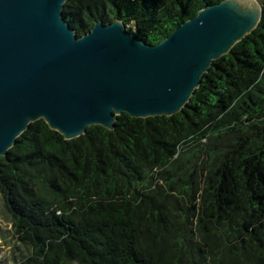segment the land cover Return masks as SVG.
Returning <instances> with one entry per match:
<instances>
[{
  "label": "trees",
  "instance_id": "trees-1",
  "mask_svg": "<svg viewBox=\"0 0 264 264\" xmlns=\"http://www.w3.org/2000/svg\"><path fill=\"white\" fill-rule=\"evenodd\" d=\"M220 0H65L77 35L120 18L156 44ZM181 111L64 139L30 122L0 155L9 232L30 264H264V0ZM18 263V262H16Z\"/></svg>",
  "mask_w": 264,
  "mask_h": 264
},
{
  "label": "water",
  "instance_id": "water-1",
  "mask_svg": "<svg viewBox=\"0 0 264 264\" xmlns=\"http://www.w3.org/2000/svg\"><path fill=\"white\" fill-rule=\"evenodd\" d=\"M257 1L207 3L150 44L120 18L77 35L65 0H0V155L39 119L67 140L91 124L112 130L120 113L181 111L212 61L257 26Z\"/></svg>",
  "mask_w": 264,
  "mask_h": 264
},
{
  "label": "rangeland",
  "instance_id": "rangeland-1",
  "mask_svg": "<svg viewBox=\"0 0 264 264\" xmlns=\"http://www.w3.org/2000/svg\"><path fill=\"white\" fill-rule=\"evenodd\" d=\"M5 211L0 197V264H22L23 260L21 261V259L26 252L16 244L14 237L9 232L10 224ZM23 264L30 263L24 262Z\"/></svg>",
  "mask_w": 264,
  "mask_h": 264
}]
</instances>
